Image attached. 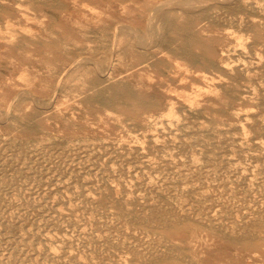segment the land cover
<instances>
[{
    "label": "rangeland",
    "instance_id": "1",
    "mask_svg": "<svg viewBox=\"0 0 264 264\" xmlns=\"http://www.w3.org/2000/svg\"><path fill=\"white\" fill-rule=\"evenodd\" d=\"M201 1L0 0V264H264V0Z\"/></svg>",
    "mask_w": 264,
    "mask_h": 264
},
{
    "label": "bare ground",
    "instance_id": "2",
    "mask_svg": "<svg viewBox=\"0 0 264 264\" xmlns=\"http://www.w3.org/2000/svg\"><path fill=\"white\" fill-rule=\"evenodd\" d=\"M190 1H191V0H190ZM193 1H195V0H192V2H193ZM198 1H200V0H198ZM202 1H203V0H202ZM202 1H201V3H202ZM208 1H211V0H208ZM258 1H259V0H258ZM48 2H49V1H48ZM178 2H179V1H178ZM178 2H176V0H175V3H178ZM181 2H182V0H181ZM186 2H187V1H186ZM192 2H190V3H192ZM219 2H220V1H219ZM228 2H229V1H228ZM245 2H246V1H245ZM255 2H256V1H255ZM171 3H172V2H171ZM184 3H185V2H184ZM188 3H189V2H187V5H188ZM193 3H195V2H193ZM198 3H200V2H198ZM220 3H221V2H220ZM260 3H262V2L260 1ZM185 4H186V3H185ZM195 4L198 5L197 3H195ZM230 4H232V3H230ZM230 4H229V5H230ZM170 5H171V4H170ZM179 5H184V4H179ZM179 5H178V6H179ZM192 5H193V4H192ZM204 5H205V4H204ZM227 5H228V3H227ZM229 5H228V6H229ZM247 5H248V4H247ZM173 6H174V5H172V7H173ZM175 6H177V4H175ZM184 6H186V5H184ZM193 6H194V5H193ZM225 6H226V4H225ZM245 6H246V5H245ZM158 7H159V6H158ZM181 7H182V6H181ZM195 7H196V6H195ZM207 7H208V6H207ZM235 7H236V6H235ZM155 8H157V7H155ZM183 8H184V7H183ZM183 8H182V9H183ZM187 8H188V7H187ZM189 8H190V7H189ZM193 8H194V7H193ZM232 8H234V7H232ZM238 8H239V7H237V9H238ZM259 8H260V7H259ZM259 8H258V9H259ZM168 9H169V8H168ZM166 10H167V9H166ZM186 10H187V9H186ZM188 10H189V9H188ZM190 10H191V8H190ZM193 10H195V9H193ZM198 10H199V9H198ZM248 10H249V8H248ZM157 11H158V9H157ZM169 11H170V10H169ZM195 11H196V10H195ZM153 12H154V11H153ZM155 12H156V9H155ZM197 12H198V11H197ZM243 12H244V11H243ZM164 13H165V12H163L162 14H164ZM224 13H225V12H224ZM230 13H231V11H230ZM239 13H240V12H239ZM157 14H158V13H157ZM162 14H161V15L159 14L160 17L163 16ZM227 14H228V13H227ZM246 14H247V11H246ZM249 14H250V13H249ZM152 15H154V14H152ZM164 15H166V14H164ZM173 16H175V15L173 14ZM224 16H225V15H224ZM227 16H228V15H227ZM227 16H226V17H227ZM239 16L241 17L240 14H239ZM239 16H238V19L241 20V18H239ZM248 16H249V15H248ZM151 17H152V16H151ZM158 18H159V16H158ZM164 18H165V17H163V18L161 17V19H164ZM169 18H170V17H169ZM171 18H172V17H171ZM227 18H228V17H227ZM173 19H174V18H173ZM244 19H246V18H244ZM250 19H251V18H250ZM171 20H172V19H171ZM175 20H176V19H175ZM256 20H257V18H256ZM150 21H151V20H150ZM153 21H154V20H153ZM166 21H167V20H166ZM167 22H168V21H167ZM174 22L176 23V21H174ZM174 22L171 21L170 24H172V23H174ZM236 22H237V21H236ZM152 23H153V22H152ZM237 23H238V22H237ZM247 23H248V22H247ZM179 24H180V23H178V25H179ZM181 24H182V23H181ZM253 24H254V23H253ZM173 25H174V24H173ZM175 25H177V24H175ZM236 25H237V24H236ZM121 26H123V25H121ZM153 26H154V25H153ZM171 26H172V25H170V27H171ZM238 26H239V25H238ZM155 27H156V26H155ZM168 27H169V24H168ZM170 27H169V28H170ZM176 27H177V26H176ZM181 27H182V26H181ZM183 27H184V26H183ZM187 28H188V27H187ZM249 28H250V26H249ZM252 28H253V27H252ZM181 29H182V28H181ZM170 30H171V28H170ZM173 30H174V28H173ZM182 30H183V29H182ZM228 30H229V29H228ZM234 30H235V29H234ZM133 31H134V30H133ZM177 31H178V29H177ZM235 31H237V30H235ZM116 32H117V31H116ZM175 32H176V30H175ZM149 33H151V32H149ZM157 33H158V31H157ZM176 33L178 34L179 32H176ZM190 33H192V32H190ZM190 33H189V34H190ZM234 33H236V32H234ZM137 34H138V33H137ZM147 34H148V33H147ZM155 34H156V33H155ZM193 34H194V33H193ZM239 34H240V33H239ZM150 35H152V34H150ZM169 35H170V33H169ZM172 35H173V34H172ZM187 35H188V34H187ZM235 35H236V34H235ZM146 36H147V35H146ZM162 36H163V35H162ZM175 36H178V35H175ZM179 36H180V35H179ZM191 36H192V35H191ZM241 36H242V34H241ZM111 37H112V36H111ZM154 38H155V37H154ZM163 38H164V37H163ZM166 38H167V37H166ZM193 38H194V37H193ZM238 38H239V37H238ZM242 38H243V37H242ZM142 39H143V38H142ZM146 39H147V38H146ZM168 39H169V38H168ZM168 39H167V40H168ZM189 39H190V38H189ZM147 40H148V39H147ZM161 40H162V39H161ZM174 40H175V39H174ZM174 40H173V41H174ZM236 40H238V39H236ZM240 40H242V39H240ZM142 41H143V40H142ZM148 41H150V40H148ZM155 41H157L156 38H155L154 42H155ZM173 41H172V42H173ZM242 41H243V40H242ZM244 41H246V40L244 39ZM146 42H147V41H146ZM154 42H153V43H154ZM236 42H237V41H236ZM191 43H192V42H191ZM239 43H240V41H239ZM246 43H247V42H246ZM150 44H151V43H150ZM243 44H244V43L242 42V46H243ZM148 45H149V44H148ZM148 45H147V46H148ZM186 45H187V44H186ZM233 45H234V44H233ZM246 45H247V44H246ZM144 46H145V45H144ZM150 46H151V45H150ZM187 46H188V45H187ZM189 46H190V45H189ZM189 46H188V47H189ZM239 46H240V44H239ZM239 46H238V48H240ZM244 46H245V45H244ZM112 47H113V46H112ZM115 47H116V46H115ZM233 47H234V46H233ZM190 48H191V47H190ZM241 48H242V47H241ZM113 49H114V48H113ZM186 49H187V47H186ZM246 49H247V47H246ZM109 50H110V49H109ZM109 50H108V51H109ZM177 50H178V49H177ZM190 50L193 51V49H190ZM241 50H242V49H241ZM110 51H111V50H110ZM187 51H188V50H187ZM223 52H224V51H223ZM235 52H236V50H235ZM103 53H104V52H103ZM110 53H111V52H110ZM249 53H250V52H249ZM100 54H101V53H100ZM105 54H107V53L105 52ZM229 54H230V53H229ZM259 54L262 55L261 53H259ZM107 55H108V54H107ZM109 55H110V54H109ZM184 55H185V54H184ZM189 55H190V54H189ZM203 55H204V54H203ZM91 56H92V55H91ZM110 56H111V55H110ZM256 56H257V55H256ZM263 56H264V55H263ZM88 57H90V56H88ZM185 57H186V56H185ZM187 57H188V56H187ZM201 57H202V55H201ZM208 57H209V56H208ZM240 57H241V56H240ZM259 57H260V56H259ZM84 58H85V57H84ZM203 58H204V57H203ZM238 58H239V57H238ZM241 58H242V57H241ZM241 58H239V59H241ZM76 59H77V58H76ZM79 59H80V58H79ZM91 59H93V58H91ZM108 59H109V57H108ZM189 59H190V58H189ZM232 59H234V58H232ZM239 59H238V60H239ZM258 59H259V58H258ZM81 60H82V58H81ZM86 60H87V59H86ZM241 60H242V59H241ZM248 60H249V59H248ZM248 60H247V61H248ZM94 61H95V60H94ZM233 61H236V60H233ZM253 61H254V59H253ZM255 61H257V59H256ZM258 61H259V60H258ZM81 62H82V61H81ZM110 62H111V61H110ZM236 62H238V61H236ZM79 63H80V62H79ZM104 63H105V62H104ZM234 63H235V62H234ZM234 63H233V64H234ZM247 63H248V62H247ZM259 63H260V62H259ZM77 64H78V63H77ZM99 64H101V63H99ZM102 64H103V62H102ZM224 64H225V63H224ZM226 64H227V63H226ZM228 64H229V62H228ZM233 64H231V65H233ZM198 65H199V63H198ZM229 66H230V65H229ZM97 67H98V65H97ZM100 67H101V65H100ZM103 67H105V66H103ZM230 67H231V66H230ZM106 68H107V67H106ZM103 70H104V69H103ZM248 73H249V72H248ZM252 73H253V72H252ZM252 73H251V74H252ZM251 74H250V75H251ZM205 75H206V74H205ZM248 76H249V75H248ZM248 76H247V77H248ZM61 77H62V76H61ZM184 77H185V76H184ZM206 78H207V77H206ZM256 80H257V79H256ZM256 80H255V81H256ZM99 82H100V81H99ZM64 84H65V83H64ZM62 86H63V85H62ZM129 86H130V85H129ZM119 87H121V86H119ZM127 87H128V86H127ZM128 88H129V87H128ZM213 88H214V87H213ZM253 88H254V87H253ZM129 89H130V88H129ZM129 89H128V90H129ZM254 90H255V89H254ZM133 94H135V93H133ZM256 94H257V93H256ZM258 94H259V93H258ZM253 95H254V93H253ZM261 100H262V99H261ZM10 103H11V102H10ZM48 105H49V104H48ZM172 108H173V107H172ZM176 108H177V107H176ZM170 110H171V109H170ZM181 110H182V108H181ZM177 111H178V110H177ZM182 111H183V110H182ZM172 112H175V111H174V110L170 111V113H172ZM241 112H242V111H241ZM241 112H240V113H241ZM2 113H3V112H2ZM5 113H7V112H5ZM164 113H165V112H164ZM166 113H167V112H166ZM170 113H169V114H170ZM175 113H176V112H175ZM7 114H8V113H7ZM169 114H168V115H169ZM247 114H249V113H246V115H247ZM12 115H14V114H12ZM173 115H174V114H173ZM173 115H172V116H173ZM250 115H251V114H250ZM0 117H1V116H0ZM167 117H168V116H167ZM169 117H170V115H169ZM175 117L177 118V116H175ZM244 117H245V116H244ZM249 117H250V116H249ZM1 118H3V117H1ZM172 118H173V117H172ZM247 118H248V117H247ZM240 119H241V118H240ZM5 120H6V119H5ZM175 120H176V119H175ZM190 120H191V119H190ZM246 120H247V119H246ZM246 120H245V121H246ZM155 121H156V120H155ZM166 122H167V121H166ZM248 122H249V120H248ZM260 122H261V121H260ZM186 123H187V122H186ZM186 123H185V124H186ZM251 123H252V122H251ZM245 124H246V123H245ZM245 124H244V126H245ZM260 124H261V123H260ZM161 126H163V125L161 124ZM174 127H175V126H174ZM245 128H248V126L245 127ZM255 128H256V126H255ZM152 130H153V129H152ZM210 130H211V129H210ZM245 130H246V129H245ZM169 136H170V134H169ZM222 136H223V135H222ZM181 137H182V136H181ZM223 137H224V136H223ZM258 137H259V135H258ZM5 138H6V137H5ZM260 138H261V137H260ZM183 139H184V138H183ZM221 139H222V138H221ZM254 139H256V138H254ZM254 139H253V141H254ZM226 140H227V139H226ZM240 140H241V139H240ZM257 140H258V139H256L254 142H256ZM168 141H169V140H168ZM260 141H261V140H260ZM215 142H216V141H215ZM218 142H219V141H218ZM109 143H110V142H109ZM172 143H173V142H172ZM251 143H252V142H251ZM259 143H260V142H259ZM259 143H258V144H259ZM106 144H107V143H106ZM262 144H263V143H262ZM77 145H78V144H77ZM104 146H105V145H104ZM30 147H31V146H30ZM137 147H138V146H137ZM186 147H187V146H186ZM198 147H200V146H198ZM196 148H197V147H196ZM17 150H18V149H17ZM59 150H60V149H59ZM67 150H68V149H67ZM67 150H66V151H67ZM185 150H186V149H185ZM199 150H200V149H199ZM183 151H184V150H183ZM43 152H44V151H43ZM11 153H12V151H11ZM54 153H55V152H54ZM73 153H74V152H73ZM87 153H88V152H87ZM47 154H48V153H47ZM146 154H147V153H146ZM6 155H7V154H6ZM67 155H68V153H67ZM71 155H72V154H71ZM88 155H89V154H88ZM15 156H16V155H15ZM46 156H47V155H46ZM65 156H66V155H65ZM150 156H151V155H150ZM172 156H173V155H172ZM189 156H191V155H189ZM242 156H243V155H242ZM71 157H72V156H71ZM77 157H78V156H77ZM19 158H20V157H19ZM41 158H42V157H41ZM55 158H56V157H55ZM63 158H65V157H63ZM137 158H138V157H137ZM139 158H140V157H139ZM57 159H58V158H57ZM70 159H72V158H70ZM70 159H69V160H70ZM75 159H77V158L75 157ZM101 159H102V158H101ZM191 159H192V158H191ZM219 159H220V158H219ZM262 159H263V158H262ZM122 160H123V159H122ZM131 160H132V159H131ZM197 160H198V159H197ZM63 161H64V160H63ZM70 161H71V160H70ZM180 161H181V160H180ZM194 161H195V160H194ZM236 161H237V160H236ZM239 161H240V160L238 159V163H237V164H240ZM21 162H22V161H21ZM49 162H50V161H49ZM67 162H69V161H67ZM110 162H111V161H110ZM135 162H136V161H135ZM16 163H17V162H16ZM19 163H20V162H19ZM55 163H56V162H55ZM140 163H141V161H140ZM188 163H189V162H188ZM193 163H194V162H193ZM243 163H244V162H243ZM257 163H258V162H257ZM263 163H264V162H263ZM155 164H156V163H155ZM198 164H199V163H198ZM212 164H213V163H212ZM241 164H242V162H241ZM253 164H254V163H253ZM36 165H37V164H36ZM66 165H68V163H67ZM109 165H110V164H109ZM112 165H113V164H112ZM144 165H145V164H144ZM144 165H142V166H144ZM191 165H192V164H191ZM191 165H190V166H191ZM213 165H214V164H213ZM232 165H233V164H232ZM235 165H236V163H235ZM17 166H18V165H17ZM17 166H16V167H17ZM20 166H21V165H20ZM113 166H114V165H113ZM119 166H120V165H119ZM236 166H237V165H236ZM86 167H87V166H86ZM92 167H93V166H92ZM120 167H121V166H120ZM151 167H152V166H151ZM151 167H150V168H151ZM153 167H154V166H153ZM207 167H208V166H207ZM237 167H238V166H237ZM34 168H35V167H34ZM65 168H66V166H65ZM115 168H116V167H115ZM161 168H162V167H161ZM241 168H242V167H241ZM55 169H56V168H55ZM66 169H67V168H66ZM77 169H78V168H77ZM122 169H123V168H122ZM126 169H127V168H126ZM148 169H149V168H148ZM152 169H153V168H152ZM152 169H151V170H152ZM170 169H171V168H170ZM195 169H196V168H195ZM206 169H207V168H206ZM233 169H234V168H233ZM236 169H237V168H236ZM239 169H240V168H239ZM244 169H246V168H244ZM244 169H243V171H244ZM13 170H14V169H13ZM67 170H68V169H67ZM137 170H138V169H137ZM144 170H146V169L144 168ZM184 170H185V169H184ZM209 170H210V169H209ZM9 171H10V170H9ZM11 171H12V170H11ZM117 171H118V170H117ZM141 171H142V170H141ZM45 172H46V171H45ZM65 172H66V171H65ZM148 172H149V170H148ZM151 172H155V171H151ZM205 172H206V170H205ZM246 172H247V171H246ZM138 173H139V171H138ZM144 173H145V172H144ZM158 173H159V172H158ZM203 173H204V172H203ZM240 173H241V172H240ZM252 173H253V171H252ZM8 174H9V173H8ZM31 174H32V173H31ZM154 174H155V173H154ZM170 174H171V173H170ZM51 175H52V174H51ZM56 175H57V174H56ZM68 175H69V174H68ZM68 175H67V176H68ZM117 175H118V174H117ZM127 175H128V174H127ZM205 175H207V174L205 173ZM254 175H255V173H254ZM44 176H45V175H44ZM146 176H147V175H146ZM57 177H58V175H57ZM74 177H75V176H74ZM87 177H88V176H87ZM116 177H117V176H116ZM169 177H170V176H169ZM212 177H213V176H212ZM255 177H256V176H255ZM43 178H44V177H43ZM51 178H52V177H51ZM127 178H129V177H127ZM127 178H126V179H127ZM135 178H136V177H135ZM148 178H149V177H147V179H148ZM162 178H163V177H162ZM170 178H171V177H170ZM170 178H169V179H170ZM121 179H122V178H121ZM130 179H131V178H130ZM252 179H253V178H252ZM48 180H49V179H48ZM151 180H152V179H151ZM26 181H27V180H26ZM53 181H54V180H53ZM229 181H230V180H229ZM248 181H249V180H248ZM50 182H51V181H50ZM63 182H64V179H63ZM217 182H218V180H217ZM249 182H250V181H249ZM45 183H46V182H45ZM129 183H130V182H129ZM139 183H140V182H139ZM159 183H160V182H159ZM235 183H236V182H235ZM81 184H82V183H81ZM205 184H206V183H205ZM228 184H229V183H228ZM236 184H237V183H236ZM18 185H19V184H18ZM52 185H54V184H52ZM84 185H85V184H84ZM163 185H164V184H163ZM229 185H230V184H229ZM50 186H51V185H50ZM130 186H131V185H130ZM159 186H160V184H159ZM169 186H170V185H169ZM218 186H219V185H218ZM57 187H58V186H57ZM74 187H75V186H74ZM148 187H149V186H148ZM244 187H245V186H244ZM76 188H77V187H76ZM126 188H127V187H126ZM156 188H157V187H156ZM163 188H164V187H163ZM61 189H62V188H61ZM132 189H133V187H132ZM201 189H202V188H201ZM209 189H210V187H209ZM220 189H221V188H220ZM73 190H74V189H73ZM164 190H165V188H164ZM261 190H262V189H261ZM15 191H16V190H15ZM23 191H25V190H23ZM35 191H36V190H35ZM50 191H51V190H50ZM52 191H53V190H52ZM54 191H55V190H54ZM90 191H91V190H90ZM139 191H140V190H139ZM165 191H166V190H165ZM259 191H260V190H259ZM3 192H4V191H3ZM43 192H44V191H43ZM47 192H48V191H47ZM228 192H229V191H228ZM29 193H30V192H29ZM50 193H51V192H50ZM93 193H95V192H93ZM136 193H137V191H136ZM170 193H171V192H170ZM183 193H185V192H183ZM24 194H25V193H24ZM42 194H43V193H42ZM113 194H114V193H113ZM145 194H146V193H145ZM21 195H22V194H21ZM51 195H52V194H51ZM223 195H224V194H223ZM227 195H228V194H227ZM15 196H16V195H15ZM212 196H213V195H212ZM51 197H52V196H51ZM59 197H60V196H59ZM220 197H221V196H220ZM2 198H3V197H2ZM32 198H33V197H32ZM43 198H44V197H43ZM45 198H46V197H45ZM3 199H4V198H3ZM53 199H56V198H53ZM89 199H90V197H89ZM201 199H202V198H201ZM203 199H204V198H203ZM33 200H34V199H33ZM76 200H77V199H76ZM151 200H152V199H151ZM163 200H164V199H163ZM231 200H233V199L231 198ZM236 200H237V199H236ZM74 201H75V200H74ZM139 201H140V199H139ZM143 201H144V200H143ZM143 201H142V202H143ZM85 202H86V201H85ZM120 202H121V201H120ZM227 202H228V201H227ZM232 202H233V201H232ZM15 203H16V201H15ZM79 203H80V202H79ZM150 203H151V202H150ZM251 203H252V202H251ZM49 204H50V203H49ZM55 204H56V203H55ZM136 204H137V203H136ZM180 204H181V203H180ZM182 204H183V203H182ZM232 204H233V203H232ZM6 205H7V204H6ZM6 205H5V206H6ZM32 205H33V204H32ZM138 205H139V204H138ZM168 205H169V204H168ZM185 205H186V204H185ZM185 205H184V206H185ZM187 205H188V204H187ZM189 205H191V204H189ZM16 206H17V205H16ZM36 206H37V205H36ZM97 206H98V205H97ZM163 206H165V205H163ZM179 206H180V205H179ZM229 206H230V205H229ZM64 207H66V206H64ZM78 207H79V206H78ZM94 207H95V206H94ZM147 207H148V206H147ZM186 207H187V206H186ZM215 207H217V206H215ZM258 207H259V206H258ZM59 208H60V207H59ZM74 208H75V207H74ZM174 208H176V207L174 206ZM174 208H172V210H173ZM207 208H208V207H207ZM55 209H56V208H55ZM81 209H82V208H81ZM98 209H99V208H98ZM108 209H109V208H108ZM162 209H163V208H162ZM166 209H167V208H166ZM179 209H180V208H178L177 210H179ZM182 209H183V206H182ZM182 209H180V210H182ZM189 209H190V208H189ZM191 209H192V208H191ZM214 209H215V208H214ZM218 209H219V208H218ZM23 210H24V209H23ZM63 210H64V209H63ZM83 210H84V209H83ZM154 210H156V209H154ZM203 210H204V209H203ZM38 211H39V210H38ZM47 211H48V210H47ZM65 211H66V209H65ZM67 211H68V210H67ZM73 211H75V210H73ZM77 211H78V210H77ZM77 211H76V212H77ZM138 211H139V210H138ZM235 211H236V210H235ZM262 211H263V210H262ZM76 212H75V213H76ZM88 212H89V210H88ZM172 212H173V211H172ZM179 212H180V211H179ZM179 212H178V213H179ZM182 212L185 213L186 211H181L180 213H182ZM205 212H206V211H205ZM215 212H216V211H215ZM221 212H222V211H221ZM233 212H234V211H233ZM6 213H7V212H6ZM23 213H25V211H24ZM33 214H34V213H33ZM41 214H42V213H41ZM52 214H53V213H52ZM175 214H176V213H175ZM193 214H194V213H193ZM193 214H192V217L195 215V214H194V215H193ZM217 214H218V213H217ZM220 214H221V213H220ZM223 214H224V212H223ZM7 215H8V214H7ZM17 215H18V214H17ZM49 215H50V214H49ZM60 215H61V214H60ZM65 215H66V214H65ZM85 215H86V213H85ZM124 215H125V214H124ZM183 215H184V214H183ZM185 215H186V214H185ZM206 215H207V214H206ZM235 215H236V214H235ZM5 216H6V215H5ZM30 216H31V215H30ZM52 216H53V215H52ZM96 216H97V215H96ZM10 217H11V216H10ZM17 217H18V216H17ZM57 217H58V216H57ZM123 217H124V216H123ZM206 217H208V216H206ZM217 217H218V216H217ZM22 218H23V217H22ZM25 218H26V216H25ZM46 218H47V217H46ZM46 218H45V219H46ZM196 218H197V217H196ZM201 218H203V217H201ZM236 218H237V217H236ZM9 219H10V218H9ZM11 219H12V218H11ZM16 219H17V218H16ZM20 219H21V218H20ZM164 219H165V218H164ZM198 219H199V218H198ZM207 219H208V218H207ZM207 219H206V220H207ZM218 219H219V218H218ZM47 220H48V219H47ZM214 220H215V219H214ZM214 220H213V221H214ZM10 221H11V220H10ZM19 221H20V220H19ZM26 221H27V220H26ZM48 221H49V220H48ZM6 222H7V221H6ZM50 222H51V221H50ZM204 222L206 223L207 221H204ZM208 222H210V221H208ZM215 222H216V221H215ZM257 222H258V221H257ZM30 223H31V222H30ZM34 223H35V222H34ZM44 223H45V222H44ZM48 223H49V222H48ZM52 223H53V222H52ZM104 223H105V222H104ZM122 223H123V222H122ZM122 223H121V224H122ZM227 223H228V222H227ZM72 224L74 225L73 222H72ZM87 224H88V223H87ZM210 224H211V223H210ZM83 226H84V225H83ZM83 226H82V227H83ZM104 226H105V225H104ZM224 226H225V225H224ZM224 226H223V227H224ZM77 227H78V226H77ZM16 228H17V227H16ZM19 228H20V227H19ZM46 228H47V227H46ZM94 228H95V227H94ZM96 228H97V227H96ZM110 228H111V227H110ZM52 229H53V228H52ZM74 229H75V228H74ZM113 229H114V228H113ZM115 229H116V228H115ZM15 230H16V229H15ZM37 230H38V229H37ZM79 230H80V229H79ZM88 230H90V229H88ZM223 230H224V229H223ZM2 231H3V230H2ZM21 231H22V230H20V232H21ZM42 231H43V230H42ZM44 231H45V230H44ZM46 231H47V230H46ZM77 231H78V230H77ZM112 231H113V230H112ZM228 231H229V230H228ZM17 232H18V231H17ZM28 232H29V231H28ZM46 233L48 234V232H46ZM46 233H45V234H46ZM53 233H54V232H53ZM57 233H59V232H57ZM131 233H132V232H131ZM61 234H62V233H61ZM65 234H66V233H65ZM70 234H71V233H70ZM138 234H139V233H138ZM138 234H137V235H138ZM51 235H54V234H51ZM82 235H83V234H81V236H82ZM145 235H146V234H145ZM156 235H157V234H156ZM248 235H249V234H248ZM63 236H64V235H63ZM68 236H69V235H67V237H68ZM109 236H110V235H109ZM141 236H142V235H141ZM252 236H253V235H252ZM34 237H35V236H34ZM43 237H44V236H43ZM45 237H46V236H45ZM53 237H55V236H53ZM59 237H60V236H59ZM88 237H89V236H88ZM145 237H146V236H145ZM39 238H40V237H39ZM16 239H17V238H16ZM45 239H46V238H45ZM22 240H23V239H22ZM14 241H15V240H14ZM8 242H9V241H8ZM56 242H57V241H56ZM115 242H116V241H115ZM141 242H142V241H141ZM50 243H51V242H50ZM95 243H96V242H95ZM100 243H101V242H100ZM102 243H103V242H102ZM15 244H16V243H15ZM20 244H21V242H20ZM55 244H56V243H55ZM57 244H58V243H57ZM144 244H145V243H144ZM144 244H143V245H144ZM155 244H156V243H155ZM8 245H9V244H8ZM27 245H28V244H27ZM22 246H23V245H22ZM82 246H83V245H82ZM96 246H97V245H96ZM7 247H8V246H7ZM19 247H20V246H19ZM29 247H30V246H29ZM36 247H37V246H36ZM51 248H52V247H51ZM58 248H59V247H58ZM81 248H82V247H81ZM147 248H148V247H147ZM54 249H56V248L54 247ZM119 249H120V248H119ZM132 249H133V248H132ZM149 249H150V248H149ZM4 250H5V249H4ZM11 250H12V249H11ZM59 250H60V249H59ZM88 250H89V249H88ZM18 251H19V250H18ZM26 251H27V249H26ZM33 251H34V250H33ZM132 251H133V250H132ZM156 251H157V250H155L154 253H155ZM27 252H28V251H27ZM29 252H30V250H29ZM141 252H142V250H141ZM21 253H22V252H21ZM109 253H110V252H109ZM135 253H136V251H135ZM24 254H25V253H24ZM28 254H29V253H28ZM33 254H34V253H33ZM178 254H179V253H178ZM34 255H35V254H34ZM147 255H148V254H147ZM100 256H101V255H100ZM142 256H143V255H142ZM13 257H14V256H13ZM19 257H20V256H19ZM29 257H30V256H29ZM122 257H123V256H122ZM185 257H186V256H185ZM35 258H36V257H35ZM37 259H38V258H37ZM41 259H42V258H41ZM62 259H63V258H62ZM125 259H128V258H125ZM42 260H43V259H42ZM50 260H51V259H50ZM99 260H100V259H99ZM105 260H106V259H105ZM142 260H143V259H142ZM16 261H17V259H16ZM29 261H30V260H29ZM52 261H53V260H52ZM128 261H129V260H128ZM53 262H54V261H53ZM62 262H63V261H62ZM31 263H32V262H31ZM31 263H30V264H31ZM65 263H67V262H65ZM104 264H106V263H104Z\"/></svg>",
    "mask_w": 264,
    "mask_h": 264
}]
</instances>
